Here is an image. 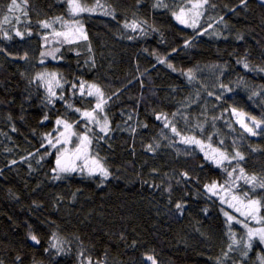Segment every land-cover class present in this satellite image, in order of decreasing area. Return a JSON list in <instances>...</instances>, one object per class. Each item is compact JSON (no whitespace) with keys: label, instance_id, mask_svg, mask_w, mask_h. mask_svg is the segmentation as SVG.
I'll return each instance as SVG.
<instances>
[{"label":"trees","instance_id":"trees-1","mask_svg":"<svg viewBox=\"0 0 264 264\" xmlns=\"http://www.w3.org/2000/svg\"><path fill=\"white\" fill-rule=\"evenodd\" d=\"M79 2L97 12L82 16L87 40L68 43L42 27L51 18H68L67 0H26V9L25 0H17L21 10L9 23L11 0H0L2 264H86L108 258L151 264L147 255L157 264H260L264 246L258 241L247 257L242 255L244 222L212 217L220 204L205 186L230 182L227 171L180 138L195 137L230 155L239 151L245 157L240 162L244 174L264 182V132L249 134L232 112L254 117L264 128V71L243 66L264 68V5L260 0H247L246 6L240 0H210L215 7L205 6L196 16L188 12L201 0H164L166 8L156 7L157 0ZM181 8L185 23L173 15ZM131 21L143 31L129 30L125 25ZM50 51L57 58L46 60ZM48 71L67 81L63 91H54L64 96L54 106H45L47 88L37 79ZM77 79L97 84L117 102L108 112L107 137L97 143L93 135L89 154L98 155L119 177L118 186L79 171L54 179L57 154L40 159L45 153L41 143H47L43 138L54 132L57 118L83 130L80 113L67 107L84 110L92 104L73 94L70 84ZM45 113L49 119L41 123ZM157 115L167 117L180 135ZM239 187L244 199L247 192L261 200L264 218V189ZM176 203L184 205L182 213ZM55 234L80 248L85 259L59 254L51 247Z\"/></svg>","mask_w":264,"mask_h":264},{"label":"snow or ice","instance_id":"snow-or-ice-1","mask_svg":"<svg viewBox=\"0 0 264 264\" xmlns=\"http://www.w3.org/2000/svg\"><path fill=\"white\" fill-rule=\"evenodd\" d=\"M67 2L70 5V10L73 16L79 15L82 12L86 11H94V9H88L84 5L78 2V0H67ZM241 4L246 6L247 0H240ZM260 3L264 5V0H260ZM156 7H167V5L164 3V0H157ZM205 6L207 7H215L214 4L210 3V0H201L200 3L192 5L195 9H204ZM17 5V0H11V5L9 7V11H13ZM97 7H100L99 3L97 4ZM24 8H27L26 0L24 3ZM232 11H235L232 9ZM26 14V12H25ZM105 15H108L109 13L105 12ZM185 14V10L183 8L180 9V13H173L176 20L180 23H185L183 16ZM203 13L201 11H197L196 15L200 16ZM7 19V17H5ZM220 20L223 21V17H220ZM77 24V27L75 29L76 32L80 34V38L83 40H87V35L83 32V26L79 24V21L75 22ZM126 27H131L134 31L137 29L138 25L135 23H132L131 25L126 24ZM189 27H195V23L188 25ZM211 26V25H210ZM43 28H50L51 25L48 22H42ZM204 32H207V29L203 30ZM31 35V33H28ZM17 36H20L23 38V34L19 31L16 32ZM55 35L57 37L63 36L65 41L68 43H73L72 36L67 32H56ZM7 39H11V36H7ZM45 39H47L45 37ZM185 46H190L188 42H186ZM56 51H59V49H56ZM42 55H45V53H42ZM55 58V57H54ZM43 62V61H41ZM158 63L164 64L166 63L165 59L158 58ZM169 68H172L171 64L167 65ZM244 68L249 71H264V68L262 69H253L250 68L247 63H244ZM175 70V69H173ZM55 76V74H52ZM191 75H189V79H193ZM38 79H44L43 76L39 77ZM70 88L73 91V94H79L80 97H93L95 99V107L92 110H83L81 111L80 108H74L73 105L67 104V107L69 109L74 110L77 113L81 114V119L85 121V132L83 134H78L77 132L73 131L74 124L72 122H69L68 120L64 118H57L55 120V125L57 126L54 129L53 133H47L45 134L43 140L47 143L42 142L41 148L45 149V153L40 156V159L43 160L45 158V155H51L50 152L47 151L48 148L56 149L57 156L55 160V167L52 169V172L55 173L54 179H63L65 178L61 174H71L74 172H80V173H87L89 177H96L99 176L102 178V180H107L112 175L110 170L104 165L102 162V159L98 155H90L89 154V148L90 145L93 143V135H95V139L97 140V143L100 140H104L105 137H107L109 131H110V124L108 121V118L106 115H104V108L107 105V102L111 97H105L104 92L101 90V88L95 84L87 85L85 87L84 82H80L79 85L77 83L70 84ZM221 88H225L224 85H221ZM229 91L231 89H228ZM115 95V94H114ZM209 95H212V93H209ZM253 95H259V93H253ZM222 97L221 95H217L216 99L220 100ZM64 96L63 93L57 95L56 92L52 90V88L49 86L47 87V95L45 96L44 103L45 106L52 105L54 106L56 103V100H63ZM232 112L234 114L240 115L237 113V110L235 108L232 109ZM49 119V116L47 113H45L41 123H44ZM157 120L163 119L165 121L164 127H171V131L175 135H180V133L177 131V128L174 124L167 121V117H162L161 115L156 116ZM241 123V127L244 128L249 134L255 136L257 135V132L254 131V129H259L261 132H264V128L261 127L260 121H256L255 118H250L251 127H249L248 124L244 123L243 121H239ZM75 123H80L79 120L75 121ZM89 125H95L96 128H98V132L94 133L93 128L89 127ZM146 127V125H145ZM13 131H15V128H13ZM55 134V135H54ZM102 134V135H101ZM77 138V143L74 148L69 149L67 146L72 142V137ZM211 139V137H209ZM182 142L185 144H193L198 145L201 147V150L203 151V144L202 141L196 139L195 137H182ZM221 145H223V141H220ZM149 149H151V146H149ZM39 153V149L37 150V153L31 154L36 155ZM213 155H209L207 152L205 153V159L207 161H210L214 163L217 167H220L224 164L225 161L228 162L229 165L232 164L233 161L236 162L235 166L232 167L231 171H227V176L231 179L234 177V174L237 172L239 175H235L236 180L243 179L246 184L251 185L250 191H255L257 187L260 189H264V182H260L257 180L255 176H252L251 178L246 177L244 175V168L240 167V162L245 159V157L239 152L235 151L233 154H229L227 151H221L220 149H214ZM27 159V158H25ZM40 160H37V163H39ZM79 162V163H78ZM13 164L16 163V161H12ZM183 176L187 177V173H182ZM206 190L213 195H216V189L217 184L213 183L212 185H206ZM220 187H224L223 185ZM245 199L247 200V203L244 204V208L247 209L246 211L242 210L239 207H235L233 204H229V207H235V210L237 212H240L241 216L245 217V220L252 219L257 220L258 222H261L264 220V218H258L257 213L259 212V209L261 207V200L259 199H253L248 196V193H244ZM232 199H237V197L233 196ZM221 202L224 203L223 198H221ZM175 208L177 209L178 213L183 212L184 205L182 203H176ZM227 216V219L229 222L234 220V217L232 215H229L227 212L225 213ZM236 223H242L240 220H236ZM231 225L229 224V227ZM243 226L247 228V238L244 240L243 248H242V255L247 257L248 252L252 250L253 248V242L258 241L259 246H264V227L260 228H249L247 223H243ZM30 239L34 241L36 244H39L40 241L35 235H30ZM239 241L233 240V245L238 244ZM233 245H229L228 251H233ZM51 247H56L55 244L51 245ZM45 251H48L46 249ZM264 251V249H262ZM227 255V253H225ZM17 260H20V257H17ZM146 260L151 261V264H157L156 260L151 255L146 256ZM260 264H264V255L259 257ZM0 264H2V261H0ZM88 264H92L91 260L89 259Z\"/></svg>","mask_w":264,"mask_h":264},{"label":"rangeland","instance_id":"rangeland-1","mask_svg":"<svg viewBox=\"0 0 264 264\" xmlns=\"http://www.w3.org/2000/svg\"><path fill=\"white\" fill-rule=\"evenodd\" d=\"M78 2H79V0H78ZM197 3L198 2H196L194 4H197ZM17 5H18V7H16L13 11H10L11 14L9 16H7L8 23L9 22H14V20H15L14 16L16 15V12L21 10V6L18 3H17ZM86 8H88V7H86ZM88 9H90V8H88ZM108 10L110 11L111 9L109 8ZM197 11H198V9H195V8L192 7V9L188 13L195 15L197 13ZM92 12L96 13L97 11L96 10H94V11H86V12L80 13L79 15L73 16L72 13H71V10H70V5H69V10H68L69 16H68V18L55 17V18H51L49 20H46L44 22H48L51 25V27L50 28H44V29L46 30L47 35H48V32L50 31V33L53 36H56L55 35L56 32H67V33H69L72 36V39H73L74 43L80 42L83 39L80 38V34L75 31V29L77 27V24L75 22L79 21V24L83 26V32L86 34L87 31L85 29V25L82 22V16L85 13H92ZM184 16H185V14H184ZM184 16H183V18H184ZM132 23H134V22L131 21L129 24H128V22H126V24H128V25H131ZM20 27H22V26L20 25ZM127 28L129 30L134 31L131 27H127ZM17 29L18 28H13V31L15 32V31H17ZM135 31L136 32H142L143 31V29H142L140 24L138 25V27H137V29ZM56 39L65 41L63 36H60V37L56 36ZM54 57L57 58V53H54V52L50 51L49 56L48 57H44V58L46 60H48V58H54ZM52 74H55V73H51L49 71L48 72H42V73L37 75V79L39 77L43 76L44 79H42V80L38 79L40 81V83L43 85V87L47 88V87L50 86L53 91H55L56 88L59 91H63V89L67 86V81H65L63 78H61L59 74H55V76H53ZM80 82H84L85 87H87V85L95 84V83H91V82H88V81H85V80H82V79H77L76 80V83L78 85H79ZM95 85H97V84H95ZM101 90L104 92L105 97L107 98L108 96L105 93V91L102 88H101ZM77 96L80 97L78 92H77ZM81 98L82 99H91V101H92V104L88 105V107L85 108L84 110H92L95 107V99L93 97H86L85 96V97H81ZM113 99L114 98L109 99L108 102H107V105L104 108V115L107 116L109 124H110V118L108 116V112L112 108V106L117 104V102L115 100H113ZM81 111H83V110H81ZM237 113H239L240 115L235 114V117H236L237 122L240 125H241V123L239 121H243L244 123L248 124L249 127L252 126L251 123H250V117H248L245 113L240 112V111H237ZM84 125L85 124L83 122V124L81 125V127H83V130H80V128H78V126L76 124H74L73 131L77 132L78 134H83L85 132V130H86ZM89 127L93 128L94 133L98 132V128H96L95 125H89ZM169 131L171 132V128H169ZM254 131L257 132V129H254ZM180 139H182V138H180ZM73 142L75 144L77 143V138L75 136L72 137V142L67 147L69 148V147L73 146L72 145ZM202 144H203V151L201 150L200 146H198V145H196V146L198 147V149L200 148L199 150L202 151L201 153H203L204 156H205L206 152L209 155H213L214 154L213 150L216 149V148H213L212 146H210V145H208V144H206L204 142H202ZM184 146L187 147V146H195V145H193V144H185ZM50 152H51V154L52 153H56L57 154L56 149H52L51 148ZM233 166H235L234 161L232 162L231 165H229L228 162L225 161L224 164L222 166H220V168H222L225 171H226V169H227V171H231ZM61 175H66V174H61ZM235 175H239V173L237 172L236 174H234L233 178H231V179L229 178L230 182H228L227 184L223 185L224 186L223 188L220 187L222 185H218L217 184L218 187L216 189L215 197L218 200V204H220V209L214 211L212 217L213 218H217V219H220L221 217H227L225 215V213L227 212L229 215H232L234 217L233 222H235L236 220H240V221H242L244 223L248 222V224L250 223V225H248V227L249 228H253V229L264 227L263 221L258 222L257 220H252V219L245 220V217L241 216L240 212H237L235 210V207H239V208H241L244 211L247 210V209L244 208V204L247 203V200L244 199L243 197H241L239 195V192H238L239 191L238 188H242V187H239V186L241 184H246V183L244 182L243 179L236 180L235 179ZM245 176L249 177L247 175H245ZM249 178H251V177H249ZM109 179L110 180L112 179L113 183H111V184H113L114 186H118V185L121 184V180L119 179V177H115L114 175H111L109 177ZM246 185H249V184H246ZM249 186H251V185H249ZM233 196L237 197V199H235V200L232 199ZM221 198H223L224 201H226V202L222 203L221 202ZM229 204H233V205H235V207H229ZM257 216H258V218H262L261 207L259 209V212L257 213ZM55 236H56L54 238L55 239V243L54 244L56 245L55 249L57 250V252L59 254L62 253V254H65V255L73 256L75 259H77V261L81 260V259H85V257L83 256V251L80 248L74 247L72 244L68 243L64 238H61L58 234H55ZM91 262H92V264H120L119 262H117L116 260H113L111 258H108V259L103 260V261H94L93 260ZM86 264H88V262Z\"/></svg>","mask_w":264,"mask_h":264}]
</instances>
